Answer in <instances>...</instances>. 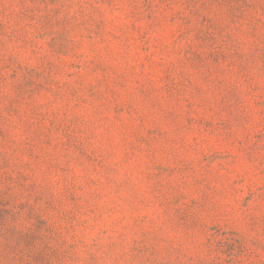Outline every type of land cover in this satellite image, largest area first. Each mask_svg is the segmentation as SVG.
I'll return each instance as SVG.
<instances>
[{
  "label": "rangeland",
  "instance_id": "obj_1",
  "mask_svg": "<svg viewBox=\"0 0 264 264\" xmlns=\"http://www.w3.org/2000/svg\"><path fill=\"white\" fill-rule=\"evenodd\" d=\"M0 264H264V0H0Z\"/></svg>",
  "mask_w": 264,
  "mask_h": 264
}]
</instances>
